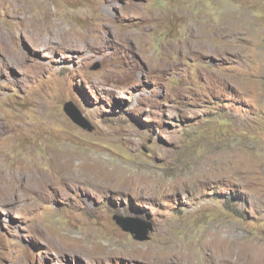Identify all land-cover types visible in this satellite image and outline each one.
I'll return each mask as SVG.
<instances>
[{
	"label": "rangeland",
	"instance_id": "rangeland-1",
	"mask_svg": "<svg viewBox=\"0 0 264 264\" xmlns=\"http://www.w3.org/2000/svg\"><path fill=\"white\" fill-rule=\"evenodd\" d=\"M0 264H264V0H0Z\"/></svg>",
	"mask_w": 264,
	"mask_h": 264
},
{
	"label": "water",
	"instance_id": "water-1",
	"mask_svg": "<svg viewBox=\"0 0 264 264\" xmlns=\"http://www.w3.org/2000/svg\"><path fill=\"white\" fill-rule=\"evenodd\" d=\"M64 112L74 124L84 129H88L89 131L91 130V128H88L87 122L81 117L80 113L71 102H68L65 105ZM113 219L123 232L129 233L132 236L133 240L143 242L149 239L148 233L152 231L151 224L144 225V227L140 228L137 225L132 224L128 218L114 216Z\"/></svg>",
	"mask_w": 264,
	"mask_h": 264
}]
</instances>
